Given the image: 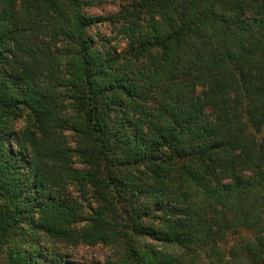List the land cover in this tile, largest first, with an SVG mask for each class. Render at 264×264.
<instances>
[{
  "label": "trees",
  "instance_id": "obj_1",
  "mask_svg": "<svg viewBox=\"0 0 264 264\" xmlns=\"http://www.w3.org/2000/svg\"><path fill=\"white\" fill-rule=\"evenodd\" d=\"M95 1L0 0V264H264V0Z\"/></svg>",
  "mask_w": 264,
  "mask_h": 264
},
{
  "label": "rangeland",
  "instance_id": "obj_2",
  "mask_svg": "<svg viewBox=\"0 0 264 264\" xmlns=\"http://www.w3.org/2000/svg\"><path fill=\"white\" fill-rule=\"evenodd\" d=\"M124 4L119 0H96L95 5L87 8L85 11L90 16L96 18V23H94L87 30V35L91 37L94 44L99 47L101 42L112 37L114 35V28L112 24L113 18L120 13ZM107 48L119 52L122 49V45L115 44V42L110 43ZM16 129H21L25 126V120L18 119L13 122ZM84 211V209H83ZM244 237V234H242ZM246 236V235H245ZM236 238L238 236L229 235L227 240L221 243L220 248L226 252L227 258H230V254L233 251V246L236 244ZM52 251L55 248V252H59L65 257L67 263L72 264H105L106 260L112 255V251L104 246H79L76 248L66 247L63 245L51 246Z\"/></svg>",
  "mask_w": 264,
  "mask_h": 264
}]
</instances>
